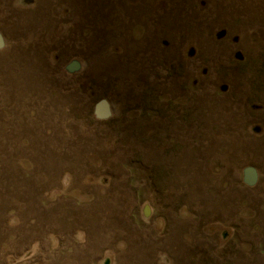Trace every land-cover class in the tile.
<instances>
[{
	"label": "rangeland",
	"instance_id": "obj_1",
	"mask_svg": "<svg viewBox=\"0 0 264 264\" xmlns=\"http://www.w3.org/2000/svg\"><path fill=\"white\" fill-rule=\"evenodd\" d=\"M0 34V264H264V0H0Z\"/></svg>",
	"mask_w": 264,
	"mask_h": 264
},
{
	"label": "water",
	"instance_id": "obj_2",
	"mask_svg": "<svg viewBox=\"0 0 264 264\" xmlns=\"http://www.w3.org/2000/svg\"><path fill=\"white\" fill-rule=\"evenodd\" d=\"M5 46L3 36L0 34V50ZM80 68V64L76 61L71 62L67 67L68 72H76ZM94 116L97 119H107L111 116L110 105L107 100L100 99L94 105ZM243 183L249 187H252L258 182V172L254 167L247 166L243 169Z\"/></svg>",
	"mask_w": 264,
	"mask_h": 264
}]
</instances>
